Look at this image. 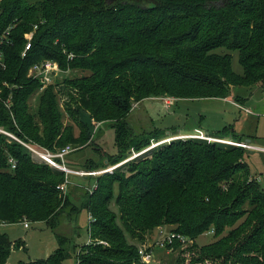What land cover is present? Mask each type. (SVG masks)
I'll list each match as a JSON object with an SVG mask.
<instances>
[{
  "label": "trees",
  "instance_id": "obj_1",
  "mask_svg": "<svg viewBox=\"0 0 264 264\" xmlns=\"http://www.w3.org/2000/svg\"><path fill=\"white\" fill-rule=\"evenodd\" d=\"M9 27L14 43L6 49L8 69L0 81L11 88H3L0 128L52 152L86 144L64 130L57 94L70 101L74 120L71 104L103 121L123 120L149 98L223 100L234 87L264 86V0H0V35ZM33 31L31 49L22 57L25 34ZM219 49L239 52L243 74L234 72L232 55ZM45 60L58 63L62 73L90 75L41 91L28 73ZM37 92L36 116L30 101ZM9 96L11 110L3 102ZM235 103L244 105L239 97ZM215 134L245 141L233 125ZM155 140L121 123L117 155L106 157L108 165ZM248 151L201 140L171 142L95 178L97 189L78 205L57 189L65 182L63 172L0 133V227L27 220L55 230L67 210L70 219L82 210L93 217L90 241L79 251L58 236L48 258L19 264H67L73 257L76 264L140 263L138 247L159 227H173L195 242L213 233L215 241L193 245L182 264H264V190L245 161ZM99 167L91 162L88 169ZM23 246L0 228V264ZM180 247L175 241L167 249Z\"/></svg>",
  "mask_w": 264,
  "mask_h": 264
},
{
  "label": "rangeland",
  "instance_id": "obj_2",
  "mask_svg": "<svg viewBox=\"0 0 264 264\" xmlns=\"http://www.w3.org/2000/svg\"><path fill=\"white\" fill-rule=\"evenodd\" d=\"M36 29V28H35ZM226 52L232 55V67L236 74H243V68L239 60L238 51L217 50L218 53ZM90 72L83 70H71L61 73L55 80L64 86V80L80 79L89 76ZM59 87H56L58 90ZM56 93V91H55ZM41 92H37L31 98V111L37 116ZM57 94V93H56ZM239 97L245 99L244 108L250 109L251 113L237 107L235 100ZM173 98V97H172ZM175 99L174 105H167L162 98H149L134 106L133 110L122 119H106L95 121L91 114L71 104L73 111L77 112L76 120L67 111L66 104L69 103L66 96L57 94L58 110L62 115L64 130L68 129L75 138L84 137L86 144L83 146L72 145L75 150L66 157V165L74 173L80 171H95L88 169L91 162L97 163L100 167L96 171L104 172L108 168L115 167V171L125 168L130 162L141 156L147 155L159 146L169 144L178 140H183L181 136L195 134L196 130H202L215 139H229L230 137H218L215 132L222 130L225 126L234 125L235 129L244 140H252L254 145H264V86L234 87L231 89L228 99ZM124 123L137 136L144 138L158 139L159 142L152 143L141 152L130 151L124 155L115 165H108L107 156H116L115 137L117 128ZM147 133H149L147 135ZM146 135V136H145ZM241 136V135H240ZM156 141V140H155ZM235 142H245L233 139ZM208 143H219L218 141H206ZM231 146V145H226ZM236 147V146H233ZM134 156H138L133 158ZM246 163L254 178L259 180L261 188L264 190V150H250L246 154ZM101 162V163H100ZM114 171V172H115ZM65 174V173H64ZM102 176V175H99ZM97 176V177H99ZM69 179L68 189L65 193L75 204H80L86 198L89 188H95V177H82L77 174L67 176ZM63 194V196H65ZM111 209L117 212L115 203ZM68 210L66 211V214ZM62 215L59 219V226L52 230L45 223H30V228L25 229L22 223L7 224L0 227L12 242L22 241L24 246L14 249L10 258L11 264L20 262L37 261L45 259L58 247V236L72 240V245L79 249L90 241L89 227L90 220L87 211L82 210L77 217L73 215L70 219L67 215ZM158 231V229H156ZM156 230L153 232L157 235ZM226 233H224L225 235ZM149 237V236H148ZM157 236L147 238L148 244H155ZM215 241L212 232L206 233L197 239V242L180 247L178 250L167 251L164 248H155L154 258L151 264H182L180 258L192 257L193 245H208ZM152 242V243H151ZM107 246V243H103ZM53 251V252H52ZM185 252L182 254L181 252ZM67 264H76V259H70ZM140 264V263H134Z\"/></svg>",
  "mask_w": 264,
  "mask_h": 264
},
{
  "label": "built area",
  "instance_id": "obj_3",
  "mask_svg": "<svg viewBox=\"0 0 264 264\" xmlns=\"http://www.w3.org/2000/svg\"><path fill=\"white\" fill-rule=\"evenodd\" d=\"M37 28V27H35ZM12 29L13 27H9L6 31H4L0 35V75L7 71L8 69V63H7V57H6V49L13 46V38H12ZM35 31L30 32L25 34V39H26V46L25 49L22 53V57H25L26 54L30 51L31 46H32V40L34 37ZM70 58H73L71 55ZM62 73L58 63L51 61V60H45L39 64H35L32 66V68L29 70L28 77L32 78L34 80H38L42 84L41 91H43L45 88H47L50 85H53L55 83V80L59 77V75ZM3 88H11L10 85L7 82H1L0 81V99H2V92ZM162 100L167 104V105H174L175 104V99L172 97H162ZM4 104L5 106L11 110L12 109V97L9 96L8 98L4 99ZM137 105V104H136ZM135 105V106H136ZM237 107L240 108L241 110L247 111L251 113L250 109L244 108L243 106L237 104ZM0 133L5 135L6 137L22 144L32 155L33 159L38 161V162H43L47 165H49L51 168L58 170L60 172L65 173L67 176H70L71 174H77L82 177H95L99 175H103L106 173L112 174L115 171V167L108 168L104 172H98V171H80L77 173H74L70 168L67 167L66 165V157L70 155L75 148L72 147L71 145H67L64 148L58 149L56 152H52L48 149L45 148H38L35 146H32L30 144L25 143L24 141L20 140L17 138L14 134H11L10 132L1 129L0 128ZM184 141L185 140H201V141H218L219 143L226 144V145H231V146H236L243 148L245 150L250 149V150H261L259 148L254 147L248 142H235L233 141L232 138L229 139H215L211 137L208 133H205L202 130H197L195 134H188L181 136ZM138 156H134L133 158H136ZM9 165L11 170H15L17 167V162L13 158H9L8 160ZM259 181V180H258ZM68 184H69V179H66L63 184L57 187V189L65 195L68 189ZM97 189V184L95 188H89V192L93 193ZM89 220L90 223L94 221L93 217L89 215ZM23 226L25 229L30 228V222L25 220L22 222ZM166 227H159L158 228V234H159V239L156 241L155 244H142L138 247V254H139V259L141 264H151L154 258V250L155 248H164L167 251H172V249L168 250L167 246L168 245H173L175 241H178L181 246L187 247L188 245L193 244L194 240L185 237L182 234L173 232V231H166Z\"/></svg>",
  "mask_w": 264,
  "mask_h": 264
},
{
  "label": "crops",
  "instance_id": "obj_4",
  "mask_svg": "<svg viewBox=\"0 0 264 264\" xmlns=\"http://www.w3.org/2000/svg\"><path fill=\"white\" fill-rule=\"evenodd\" d=\"M241 100H243V102L246 103V100H245V99H241ZM245 103H244V104H245ZM228 126H229V125H228ZM233 126H234V125H233ZM225 127H226V126H225ZM197 130H199V129H197ZM197 130H196V131H197ZM234 130H235V132H236L238 135L244 136L243 134H239V133L237 132V130L235 129V127H234ZM218 131H220V130H218ZM216 132H217V131H216ZM245 142H248V140H245ZM252 142H253V141L251 140V141L248 142V143H250L251 145H253V146L256 147V148H259V149H262V150L264 149V145H263V146H261V145H254V144H252ZM258 151L262 152L261 150H258ZM5 226H8V225H7V224H6V225H2V227H5ZM28 229H29V228H28ZM172 229H173V227H166V228H165V230L168 231V232L171 231ZM156 233H157V235H155V233H154V234L152 233L151 235H149V237L154 238V236H155V237L157 236V238H156V241H157V240L159 239V234H158V231H157V230H156ZM149 237H148V238H149ZM10 240H11V239H10ZM156 241H155V242H156ZM151 243H152V242H151ZM57 248H58V247H57ZM57 248H56V249H57ZM56 249H55V250H56ZM52 252H53V251H52ZM11 255H12V254H11ZM50 255H51V254H49V256H50ZM49 256H48V257H49ZM48 257H47V258H48ZM10 258H11V256H10ZM45 259H46V258H45ZM7 264H11L10 259H9V261H8Z\"/></svg>",
  "mask_w": 264,
  "mask_h": 264
},
{
  "label": "water",
  "instance_id": "obj_5",
  "mask_svg": "<svg viewBox=\"0 0 264 264\" xmlns=\"http://www.w3.org/2000/svg\"><path fill=\"white\" fill-rule=\"evenodd\" d=\"M251 140L248 139V142H250Z\"/></svg>",
  "mask_w": 264,
  "mask_h": 264
}]
</instances>
